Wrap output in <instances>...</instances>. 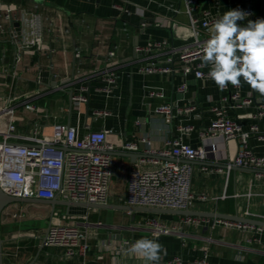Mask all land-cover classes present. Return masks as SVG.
<instances>
[{
    "label": "crops",
    "instance_id": "crops-1",
    "mask_svg": "<svg viewBox=\"0 0 264 264\" xmlns=\"http://www.w3.org/2000/svg\"><path fill=\"white\" fill-rule=\"evenodd\" d=\"M194 1L198 16L202 10L223 14L228 9L239 8L253 10L252 20L262 18V0ZM121 2L124 0H0V20L6 9L11 10L15 20L13 25L4 21L0 33V111L10 102L15 110L14 123L22 136L37 131L40 137H50L56 124L75 128L81 136L91 129L112 130L108 140L115 146L111 154L114 174L108 204L113 205L125 204L130 169L143 159H156L144 152L124 150V142L133 136L145 137L153 142L155 149L163 150L166 142L176 136L178 124L192 123L195 131L185 141L194 147L202 146L200 133L210 120L206 107L228 94L213 80L201 81L189 76L185 99L196 107L192 116L168 124L164 117L155 115L153 110L162 101L150 98L148 92L163 88L166 102L182 105L179 100L183 95L177 89L183 80L179 75L138 72L140 56L135 47L165 40L176 47L184 46L189 39L186 0H131L122 12L116 8ZM34 16L38 26L32 27L28 20ZM36 29L41 43L33 49L19 50L15 39L30 37ZM111 51L114 57H109ZM77 52L80 58L76 57ZM109 68L116 70L118 80L107 93L103 90L102 77ZM82 85L90 89L89 101L77 108L71 98ZM240 85L244 96L253 93L257 103L264 100V95L247 83L241 81ZM27 105H33L35 110L26 109ZM97 110L108 111L110 115L95 116ZM255 111L256 105L233 115H238L246 129ZM10 121L9 115L1 114L0 131ZM251 143L254 153L262 155L264 142L253 138ZM217 145L219 160L210 157L207 162L188 161L193 167L191 190L195 196L191 210L251 219L264 216V171L238 167L228 170L226 164L237 155L238 142L218 140ZM156 167L149 162L142 166L144 170ZM14 213L21 217L14 219L11 215ZM147 218L175 226L178 233L160 234L140 227ZM210 219L201 225H185L183 216L176 215L83 207H71L67 211L60 206L52 212L47 205L16 203L8 206L2 215L4 264H146L138 252L130 251L134 241L142 237L158 239L166 249V254H160L159 264L176 256L193 261L205 253L209 264H264L263 245L250 243L249 235L243 231L214 225V218ZM98 223L102 225L98 227ZM55 224H80L88 228L89 250L85 256L67 258L64 249L44 246L47 231Z\"/></svg>",
    "mask_w": 264,
    "mask_h": 264
},
{
    "label": "built area",
    "instance_id": "built-area-1",
    "mask_svg": "<svg viewBox=\"0 0 264 264\" xmlns=\"http://www.w3.org/2000/svg\"><path fill=\"white\" fill-rule=\"evenodd\" d=\"M130 1L124 0L117 4L116 8L121 12L126 11L125 5ZM197 11L195 1L186 0L189 39L181 48L169 43L168 40L148 42L135 47V52L140 56L137 61L138 72L148 75H179L183 80L177 89L183 95L179 100L182 105L166 102V92L163 88H152L148 92L150 98L162 101L153 113L164 117L168 124H172L174 120L181 122L183 119H189L196 110L194 104H187L185 99L188 92L187 78L193 76L196 80H212L208 75L210 66L202 61V49L204 41L212 33L216 18L222 14L202 10L198 16ZM243 11L248 14V19H254L253 10ZM4 21H9L12 25L15 23L10 9H6L0 20V33L4 30ZM28 21L32 27L38 26L35 16ZM15 41L19 50L33 49L41 43L40 33L36 29L30 37L16 38ZM108 55L114 57L115 53L111 51ZM76 57L80 58L81 54L77 52ZM104 73L103 90L110 93L117 83V72L114 68H109ZM89 90L88 86L82 85L72 95V104L80 108L81 105L88 103ZM222 90L228 94L222 96L217 103L206 107L210 120L200 133L202 146L194 147L185 141V138L195 131L192 123L178 124L176 136L166 142L167 147L163 150L155 149L153 142L145 137L133 136L124 142L122 147L124 150L144 152L156 158L149 161L143 159L130 169L124 205L177 211L191 210L195 196L191 190L193 167L188 161L207 162L210 157L219 160L218 140L238 142L237 155L226 164L228 170L238 167L264 171V152L262 155H256L251 143L253 138L264 142V100L257 103L253 93L244 96L240 84H229ZM254 105L256 111L250 115L252 123L245 129L241 119L233 113ZM26 109L34 111L35 107L27 105ZM14 113V107L10 102L0 111V115H9L11 118L7 128L0 131V189L6 195L21 199L58 198L88 204L109 203L110 183L114 174V160L111 154L115 151L114 144L108 140L112 130L91 129L81 136L75 128L56 124L50 137H40L37 131L32 135L22 136L14 123ZM94 114L107 117L110 112L97 110ZM19 140L26 143L16 142ZM207 144H210L209 148L206 147ZM160 159L166 161L160 162ZM147 162L157 167L144 170L142 166ZM205 170L208 169L205 167ZM6 209L3 214L6 213ZM11 215L14 219L21 217L15 213ZM252 219L264 222V216ZM209 220L211 219L205 217H183L182 223L201 225ZM213 220L214 225L243 231L249 235L248 242L264 246L262 242L264 227L217 218ZM101 225L98 223L97 226ZM139 226L160 234L178 233L175 226H168L154 218L144 219ZM89 237L88 228L80 224H55L50 225L44 246L62 248L67 258H79L85 256L89 250ZM164 264H209V256L205 253L193 261L176 256Z\"/></svg>",
    "mask_w": 264,
    "mask_h": 264
},
{
    "label": "clouds",
    "instance_id": "clouds-1",
    "mask_svg": "<svg viewBox=\"0 0 264 264\" xmlns=\"http://www.w3.org/2000/svg\"><path fill=\"white\" fill-rule=\"evenodd\" d=\"M202 61L219 88L243 81L264 95V18L248 19L239 8L219 15L204 41ZM130 251L138 252L146 264H159L160 254H166L158 239L148 237L134 241Z\"/></svg>",
    "mask_w": 264,
    "mask_h": 264
},
{
    "label": "water",
    "instance_id": "water-1",
    "mask_svg": "<svg viewBox=\"0 0 264 264\" xmlns=\"http://www.w3.org/2000/svg\"><path fill=\"white\" fill-rule=\"evenodd\" d=\"M262 2H263V7H262V18H263L264 0H262ZM16 203H32V204L47 205L52 208V212H54L56 207L58 206L65 207L67 211H69L71 207H83V208L98 209V210H119V211L131 213V214L176 215V216H183V217L217 218V219L240 222L244 224L255 225L258 227H264L263 221L255 220L251 218H245V217H241L237 215L209 214V213L194 212L192 210L177 211V210H168V209L131 207V206H126V205H113V204H88V203L63 201L58 198L53 199V200L21 199V198H15V197L8 196L0 189V264H4V247H3L4 239L2 236V215H3L4 210L8 206L12 204H16ZM44 241H45V238H44Z\"/></svg>",
    "mask_w": 264,
    "mask_h": 264
},
{
    "label": "rangeland",
    "instance_id": "rangeland-1",
    "mask_svg": "<svg viewBox=\"0 0 264 264\" xmlns=\"http://www.w3.org/2000/svg\"><path fill=\"white\" fill-rule=\"evenodd\" d=\"M141 223H142V222H141ZM45 226H47V222L44 221V222L42 223V227L45 228Z\"/></svg>",
    "mask_w": 264,
    "mask_h": 264
}]
</instances>
